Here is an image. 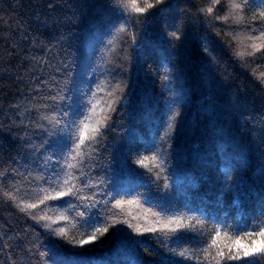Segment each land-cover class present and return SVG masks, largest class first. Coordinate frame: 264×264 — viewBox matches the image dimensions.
Masks as SVG:
<instances>
[{"label":"trees","instance_id":"trees-1","mask_svg":"<svg viewBox=\"0 0 264 264\" xmlns=\"http://www.w3.org/2000/svg\"><path fill=\"white\" fill-rule=\"evenodd\" d=\"M168 3L137 23L118 0H0V264H210L217 230L227 250L264 227V5ZM97 127L72 160L77 135ZM68 173L79 199L17 206ZM79 213L128 223L80 246ZM153 214L195 228L175 239L129 226H154Z\"/></svg>","mask_w":264,"mask_h":264},{"label":"snow or ice","instance_id":"snow-or-ice-1","mask_svg":"<svg viewBox=\"0 0 264 264\" xmlns=\"http://www.w3.org/2000/svg\"><path fill=\"white\" fill-rule=\"evenodd\" d=\"M120 4V8L118 9L121 12V15H123V10L126 8L129 16L125 17V20L127 21L129 18H131L133 21L139 23L140 21H147L149 18L154 17L157 15V13L163 14L164 9L166 7H171V5L168 3V0H118ZM216 2H219V0H216ZM260 4L264 5V0H259ZM142 4V6H141ZM249 5V0H240V3H234L232 7L243 9L244 7ZM151 10V11H150ZM201 11H204L203 9ZM213 11L212 7H209L207 9L208 13H211ZM132 13L138 14L136 16H131ZM260 18L264 19V12L260 13ZM125 26L121 27V31H124L126 28ZM175 27V30L168 33L171 38L175 40H180L182 35H184L179 27ZM261 36H264V31L261 32ZM256 51H260L261 49H264V44L260 45L259 47L254 46ZM203 51L206 55L211 56V52L207 46V44L203 45ZM108 108L110 110L112 109V102H109ZM107 117H105L106 119ZM73 125H75V121H72ZM83 124V128L87 129L88 125L81 122ZM103 124V121L100 122ZM170 126V125H169ZM99 132V128H94L92 130V136L88 137L86 135H77L76 140L78 141L76 143V147L73 151H75L76 155L71 156L72 160L76 159V156H80L81 159L83 158V153L81 151V146L85 144L86 139H93L96 135V133ZM69 139L71 140V136H69ZM147 157L144 159H141L137 161L142 166H147L146 161ZM157 157L153 156L152 160L155 161ZM78 165L74 163H67V167L69 169L76 168ZM158 166V165H156ZM83 175V173H82ZM77 178L72 176L71 173H68V178L63 180L62 182L59 181L58 178L50 177L45 182L49 184V188H39L36 190L37 196H43V199H38L36 203H25L24 200H20L17 204L18 207H20L21 211H27L29 209H38L41 205H45L47 207V201H60L61 204H70V200H63L64 197H70V198H76L79 199L78 193L81 191L80 188L77 187L75 180ZM84 187H92L91 184H85ZM59 189V190H58ZM9 196H11V193H8ZM12 199H16V197H12ZM87 199V197L85 198ZM123 201H116V207H119ZM128 203H134V201H128ZM43 211V209H41ZM31 214V213H29ZM154 216H157L156 224L151 227H140L137 225L130 224V227H134L135 230L139 233L142 231L146 232H161V233H174L175 239H180L182 235H184V232L181 230L186 229H194L195 225L191 224L190 222H185L184 217H176L173 216L171 218L166 219V221H161L158 217V214H153ZM79 216L82 218L80 220V226L84 229V232H81L80 235L82 239H75L72 238L71 242L75 243L77 245L83 246L86 244H90L93 241L97 240L98 236L104 235V233L108 232L109 228L112 227L116 223H128L127 220L125 221H117L112 220L111 223L108 222L107 219H101L98 215L95 214H89V216L86 219H83L84 213H79ZM34 219L38 220H51L52 218L48 216L47 214L40 215V216H33ZM61 220H66L67 217L61 216ZM191 217L188 218L190 221ZM198 223H202L200 221H197ZM52 223H57V221H52ZM52 223H46L44 225L45 228L51 229ZM223 227L227 228L228 225L225 223ZM255 227H260L259 225H255ZM56 231V230H53ZM240 231V226L237 225L233 228V232L237 233ZM60 236L67 237V232L64 228H59L58 232L56 233ZM220 236V231L215 232V236L212 237L211 243L208 244L207 248L202 249L204 252V256L202 259L207 260L210 262L214 261L215 264H228V262H237V264H264V227H261V230L257 232H250L246 233V236L248 238V241L245 242L244 237H237V239L234 241L231 245H226V249L224 247H220L217 243L216 237ZM258 237L259 239H254L252 237ZM213 249H216L215 255H211ZM180 256L185 257L186 259H201V257H193V256H186L185 252L181 251L179 253Z\"/></svg>","mask_w":264,"mask_h":264}]
</instances>
